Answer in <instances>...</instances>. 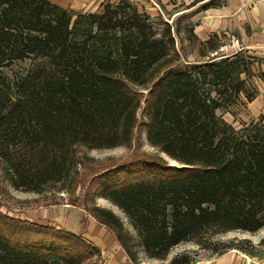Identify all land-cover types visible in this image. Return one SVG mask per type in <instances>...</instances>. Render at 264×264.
Instances as JSON below:
<instances>
[{"label": "trees", "instance_id": "obj_1", "mask_svg": "<svg viewBox=\"0 0 264 264\" xmlns=\"http://www.w3.org/2000/svg\"><path fill=\"white\" fill-rule=\"evenodd\" d=\"M163 23L129 0L95 12L0 0V168L7 180L37 190L77 174V164L90 160H79L81 149L127 146L144 119L147 142L176 163L119 162L96 177L154 258L183 242L264 225V115L236 128L217 114L257 97L251 57H210L217 47L209 37L198 40L206 59L180 66ZM82 208L133 261V237L112 211ZM98 251L74 233L0 210V264H96ZM170 264L191 263L179 254Z\"/></svg>", "mask_w": 264, "mask_h": 264}, {"label": "rangeland", "instance_id": "obj_2", "mask_svg": "<svg viewBox=\"0 0 264 264\" xmlns=\"http://www.w3.org/2000/svg\"><path fill=\"white\" fill-rule=\"evenodd\" d=\"M129 1L139 10L170 26L176 39L177 63L180 66L206 59L198 53L201 49L198 40H207L209 37H213L212 44L217 47V51L209 53L210 57L230 55L238 51L244 56L250 55L251 80L256 83L257 97L251 102L242 97L240 102L227 109L217 110V114L236 128L264 115V12L255 0H247L245 5L234 7L235 11L231 12L228 0ZM106 2L116 1L91 0L86 6L76 10L99 11ZM84 156L90 160H83ZM78 157L85 163L77 164V174L72 171L60 181L41 184L37 190L13 187L0 168V210L21 220L56 228L55 226L63 227L58 222L59 216L62 212H69L71 207H84L88 211L97 206L109 209L121 222L122 232L133 237L134 260L131 261L123 249L124 255L121 256L117 249L112 250L102 240H98L99 251L91 254L92 261L95 260L96 264H170L171 259L179 254L186 255L191 264H264V225L255 232L230 230L215 234L202 243L183 242L171 248L165 258L149 257L144 253L133 236L134 231L127 216L103 195V187L97 183L96 177L119 162L137 160L146 163L151 159L161 158L168 164L176 163L147 142L144 119L135 129L129 145L81 149ZM103 181L106 187L107 184ZM80 213V222H86L87 218L84 217L87 214L83 208ZM79 232L84 234L79 229L76 235L80 236Z\"/></svg>", "mask_w": 264, "mask_h": 264}, {"label": "crops", "instance_id": "obj_3", "mask_svg": "<svg viewBox=\"0 0 264 264\" xmlns=\"http://www.w3.org/2000/svg\"><path fill=\"white\" fill-rule=\"evenodd\" d=\"M51 3L58 5L63 8H70L73 10L81 9L82 6H86L88 2L91 0H49ZM102 2L103 0H98ZM109 1V0H106ZM112 1V0H111ZM117 3L119 0H113ZM257 5L261 6L264 12V0H255ZM238 4H237V3ZM228 0V5H230V12L235 11L234 7H241L247 3V0ZM207 8V6H205ZM204 7V8H205ZM81 11V10H76ZM82 209V208H81ZM80 207H71V210L69 212H61L59 213L60 222L63 227L55 226L56 228H60L63 230H66L68 232L77 234V231L79 229H82L83 233L86 235H82L79 232V235L86 239L88 242H90L93 246L98 248V240L111 247L112 250L117 249L119 255H124V252L118 242L116 241L115 237L113 236L112 232L103 224L96 221L88 212H86L84 209L83 211L87 214L86 217L87 221L82 223L80 222ZM81 227V228H80ZM105 241V242H104ZM99 249V248H98Z\"/></svg>", "mask_w": 264, "mask_h": 264}]
</instances>
